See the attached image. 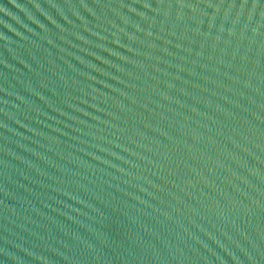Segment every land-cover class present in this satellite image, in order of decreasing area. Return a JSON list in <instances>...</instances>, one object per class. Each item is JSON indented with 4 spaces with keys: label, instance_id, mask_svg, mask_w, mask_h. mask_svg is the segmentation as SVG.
Returning a JSON list of instances; mask_svg holds the SVG:
<instances>
[{
    "label": "water",
    "instance_id": "obj_1",
    "mask_svg": "<svg viewBox=\"0 0 264 264\" xmlns=\"http://www.w3.org/2000/svg\"><path fill=\"white\" fill-rule=\"evenodd\" d=\"M0 264H264V0H0Z\"/></svg>",
    "mask_w": 264,
    "mask_h": 264
}]
</instances>
